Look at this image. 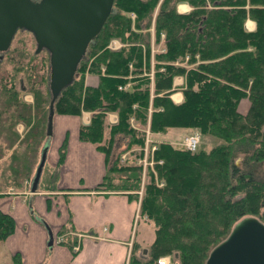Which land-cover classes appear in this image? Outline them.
Listing matches in <instances>:
<instances>
[{"label": "trees", "instance_id": "obj_1", "mask_svg": "<svg viewBox=\"0 0 264 264\" xmlns=\"http://www.w3.org/2000/svg\"><path fill=\"white\" fill-rule=\"evenodd\" d=\"M179 2H187L189 12L179 13ZM247 19L255 22L254 30H246ZM152 23L161 50L152 60L150 86ZM112 38L120 40V49L107 47ZM42 52L48 54L45 49L34 54ZM5 54L13 71L6 77L0 74V133L8 129L11 135L0 138V159L3 150L16 148L14 125L20 120L29 126L22 154L33 150L37 158L38 143L46 135L49 74L39 78L36 66H31L35 55L29 56L30 67L23 62L26 53L21 48L10 46L2 59ZM186 55L190 67L174 64ZM23 69L28 86L18 78ZM88 73L97 80L86 84ZM177 75L184 77L179 103L170 98ZM38 80L45 87L37 86ZM29 91L35 106L23 99ZM82 110L92 111V116L80 125L79 138L92 142L107 161L94 190L126 193L130 200L139 199L140 167L121 162L119 155L109 164V158L120 135L129 137L131 146L143 145V132L131 119L142 128L149 123L154 133L184 127L218 140L210 149L195 152L158 144L153 157L162 163L148 167L139 207L140 215L154 222V237L146 252L132 243L129 264H156L162 254L172 255L174 264H205L238 221L256 217L264 223V0H114L73 81L54 103L55 113L80 115ZM107 111L117 113L116 124L107 122ZM66 146L64 142L60 148L58 166ZM13 231V217L0 210V241ZM70 232L63 226L58 236L73 250L77 240ZM11 260L21 263L18 253Z\"/></svg>", "mask_w": 264, "mask_h": 264}, {"label": "crops", "instance_id": "obj_2", "mask_svg": "<svg viewBox=\"0 0 264 264\" xmlns=\"http://www.w3.org/2000/svg\"><path fill=\"white\" fill-rule=\"evenodd\" d=\"M177 10L187 13L190 7L186 2H179ZM246 23L247 30H254V21L248 19ZM172 99L176 103L182 101V97L180 101ZM81 124H84V115L61 114L57 122L53 117V134L44 143L48 145L45 163L48 160L58 166L60 148L64 142L67 144L55 179L50 184L49 180L44 182L41 190L42 169L34 192L32 178L29 193L0 198V210L14 219V231L0 241V255L6 264H11L16 253L20 255V264H129L134 241L145 246L150 244L146 240L139 242L134 231L135 222L143 220L141 217L138 221L137 217L138 199L130 200L126 193L94 190L103 180L107 161L92 142L80 140ZM63 226H68L71 235L76 236L77 246L73 248L76 254L60 243L58 232ZM48 230L53 235L51 246H48ZM145 246L142 247L145 249Z\"/></svg>", "mask_w": 264, "mask_h": 264}, {"label": "water", "instance_id": "obj_3", "mask_svg": "<svg viewBox=\"0 0 264 264\" xmlns=\"http://www.w3.org/2000/svg\"><path fill=\"white\" fill-rule=\"evenodd\" d=\"M114 0H0V59L18 29L32 33L35 52L49 53L46 135L53 134L54 103L74 79L77 66L92 39L112 12ZM48 145L41 150L31 184L37 188ZM48 246L53 235L48 230ZM146 252V249H144ZM205 264H264V223L256 217L238 221L229 235L209 253Z\"/></svg>", "mask_w": 264, "mask_h": 264}, {"label": "rangeland", "instance_id": "obj_4", "mask_svg": "<svg viewBox=\"0 0 264 264\" xmlns=\"http://www.w3.org/2000/svg\"><path fill=\"white\" fill-rule=\"evenodd\" d=\"M188 6L191 9V6L189 4H188ZM176 9H177V5H176ZM130 16H131V14H130ZM134 17L132 18V16H131L132 19H134ZM248 23L249 22L246 23L247 26H248ZM251 25L252 24H250L249 27H251ZM149 30L151 32V44L149 47V50H150L149 56H150L151 62H150V70H149L150 72L149 73H151L150 74L151 75L150 76V86H152L153 74H154L153 69H152V60H154V54L157 51H160L161 47H160V45L159 46L156 45L155 38H154L153 23H152V26L150 27ZM164 35H165L164 33H161V41H163ZM113 39H115L120 45H122L120 40L117 38H112L109 40V42ZM109 42L107 44V47L109 45ZM10 46L12 49L15 47L21 48L26 53V56H25V54H23L25 56L23 62L30 66V64L28 62V61H30L29 56L33 55L34 51L36 49V42L34 40L32 33L29 31H26V30L17 31ZM120 48L121 47H118L116 50H118ZM34 55L36 58L34 60H31V66H36V70H37L36 75L40 78L47 71L49 74V65H48V56H47V55H49V53L47 54L45 52H42L38 55H36V54H34ZM1 59H2V57H1ZM1 59H0V63L3 62V64L0 67V74L2 76L6 77L8 73H11L13 71V65H12V63L7 62L6 54L4 55L3 59L2 60ZM188 59H190V57L188 55H186L183 61L176 60L174 62V64L185 66V67H190L192 64L187 63ZM185 63H187V64H185ZM41 64H42V66H41ZM24 71H25V69L20 70L18 78H19V80L25 81L26 86H28L30 84L28 79H27L28 73H26ZM34 76L35 75H33V78H34ZM39 80L37 81V86H39L40 88L45 87V84L41 83ZM95 80H97V79H96V77H94V75H91V74L85 75L84 82L86 84L93 83ZM23 81H22V83L24 85ZM127 86H128V84H127ZM183 86H184V77L181 75L175 76L173 78V83H172L173 92L170 95V98L171 99L174 98L175 100L180 101L181 97H183V95H182ZM175 95L176 96L178 95L180 98L176 99L174 97ZM34 98L35 97H34L33 93L30 91L26 92L23 95V99L25 100V102L32 105V106L36 105ZM58 115H61V113H58V112L55 113L54 122L55 121L57 122V116ZM62 115H65V114H62ZM67 115H70V114H67ZM83 115H84V124H88L91 120L92 111L82 110L79 116H83ZM106 117H107V122L111 125L116 124L118 121V115L114 111H107ZM130 122H131V125H133L136 130L141 131V133L143 132L142 133L143 140H144L143 145L140 147L135 146V145L131 146V144H129V142H130L129 137H124L123 135L118 136L116 138V142L113 145V150L110 154L109 164L113 163L112 161L117 157V155H119L121 158V162L126 161V162H129V164L134 163L140 167V170L142 173V179H141V184H140L139 191H138V198L139 199L137 200L139 203V207H140V199H141V196L143 194V188H144V183H145V174L148 171V167H154L155 164L162 163L160 160L157 161L153 157L154 152H151V147L155 148L154 150H156L158 144L169 143L175 147L183 148L182 147V141H183L184 137L188 134L196 132V130L191 129V128H184V127H173V128H169L166 133H160V132L154 133L153 131L150 130L149 123H147L146 126L144 128H142V127H139L138 124H135V121L133 119H131ZM14 128H15L16 133L19 136L18 137L19 140L16 143V148H14V150H13V152L16 151L17 154L16 155L13 154L12 150H3L5 152V156H3L2 159H0V198L8 196V195L22 196L23 194L29 193L30 181L32 180V178L34 176L36 167L39 163L40 152L44 146L45 141L48 138L45 135V138H42L41 141L39 140L40 142L38 143L37 158H36V156H34L33 150L31 153L22 154V152L24 151L23 149L25 147L24 138L28 132L29 126L23 120H20L19 122H17L14 125ZM7 135H11V132H9L8 129L7 130L1 129L0 138L5 140L6 138H8ZM217 142H218V140L216 138H214L212 136L201 134V142H200L199 147L197 148L196 151H198L199 149H202V148L205 150L210 149ZM35 147L36 146H34V149H35ZM112 154H114V157H111ZM14 155H15V157L13 158ZM145 161L147 162L146 165H145ZM237 162H239V160ZM48 163L49 162L47 160L45 163V166L43 168V175H42L43 178H42V182L40 184L41 190L44 188V182H47V180H49V184H50L55 179L54 178L55 175H57V169H58L57 167L58 166H53L52 164H50V163L48 164ZM21 165H24V169H25L24 172L20 171ZM18 171H20V172H18ZM137 217H138V221L142 217L143 222L142 221L141 222H135L134 231L136 232V237L139 238V242H143L145 240H146L145 242H151L153 240V237H154V222L152 220H149V218H147L146 216H141L140 212L138 213ZM70 234H71V232H70ZM77 237L80 238V234H78ZM142 246H145V245H140L141 248H143ZM146 247L147 246H145V248ZM159 258H168L170 263L174 264L173 256L170 254H162L161 256H159L157 258V260ZM10 262H12V260H10ZM0 264H6V260L4 259V257L2 255H0Z\"/></svg>", "mask_w": 264, "mask_h": 264}, {"label": "built area", "instance_id": "obj_5", "mask_svg": "<svg viewBox=\"0 0 264 264\" xmlns=\"http://www.w3.org/2000/svg\"><path fill=\"white\" fill-rule=\"evenodd\" d=\"M132 18L134 17V14H131ZM122 45H120L115 39L111 40L109 42L108 47L111 50H116L118 47H121ZM201 142V134L200 133H193L191 135L185 136L183 141H182V147L184 149H187L191 152H194L197 150V148L199 147V144ZM155 148L151 147V152L154 151ZM153 163V162H152ZM147 164V162L145 161V165ZM157 264H171L168 258H159L157 260Z\"/></svg>", "mask_w": 264, "mask_h": 264}, {"label": "bare ground", "instance_id": "obj_6", "mask_svg": "<svg viewBox=\"0 0 264 264\" xmlns=\"http://www.w3.org/2000/svg\"><path fill=\"white\" fill-rule=\"evenodd\" d=\"M250 24H251V23L249 22V23H248V25H250ZM176 97H177V98H179V96H178V95H177ZM176 97H175V98H176ZM190 135H191V134H190ZM187 136H188V135H187Z\"/></svg>", "mask_w": 264, "mask_h": 264}]
</instances>
